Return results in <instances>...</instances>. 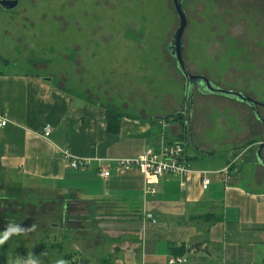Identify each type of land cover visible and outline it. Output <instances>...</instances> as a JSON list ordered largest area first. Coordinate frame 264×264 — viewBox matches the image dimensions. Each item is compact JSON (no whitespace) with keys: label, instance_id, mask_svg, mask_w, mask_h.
<instances>
[{"label":"crops","instance_id":"0c3cea01","mask_svg":"<svg viewBox=\"0 0 264 264\" xmlns=\"http://www.w3.org/2000/svg\"><path fill=\"white\" fill-rule=\"evenodd\" d=\"M1 57L0 116L9 123L0 129V230L11 218L23 220L18 216L25 202L40 200L52 206L46 221L56 226L27 243L36 247L42 241L60 259L72 256L70 263L169 264V258L181 257L185 264H264V165L257 157L264 137L257 113L263 118L264 106L196 88L188 94L192 102L186 101L185 86L184 107L174 112L180 120L165 121L174 113L109 108L65 90L51 76L12 70L18 60ZM195 92L237 108L245 115L244 127L213 118L224 133L214 128L205 136L210 122L196 116ZM108 111L123 116L118 133L107 130ZM46 125L52 128L49 138L42 135ZM175 143L185 146L192 171L185 187L171 174L147 185L138 170H122L115 162ZM62 151L90 164L72 169ZM260 153L264 158V146ZM100 161L109 166V178L99 175ZM227 168L228 179L222 174ZM202 173L211 181L207 190L201 187ZM146 188L154 194L145 195ZM24 234L0 248V264L24 257L18 250L24 243L16 240Z\"/></svg>","mask_w":264,"mask_h":264},{"label":"rangeland","instance_id":"374dc122","mask_svg":"<svg viewBox=\"0 0 264 264\" xmlns=\"http://www.w3.org/2000/svg\"><path fill=\"white\" fill-rule=\"evenodd\" d=\"M182 7L189 73L207 77L217 88L242 91L264 106V0H182ZM178 27L173 0H18L14 9L0 7V55L18 60L12 70L51 76L65 90L109 108H162L169 115L184 107L185 81L169 51ZM195 93L196 116L210 122L205 136L214 128L224 133L213 118L244 127L245 115L237 108ZM262 113L264 118V108ZM37 201L23 204L18 216L23 222L11 218L25 229L16 239L24 243L18 250L23 258L37 255L40 264L56 263L58 253L42 241L36 247L27 243L56 226L46 221L52 206Z\"/></svg>","mask_w":264,"mask_h":264},{"label":"built area","instance_id":"2783aa9c","mask_svg":"<svg viewBox=\"0 0 264 264\" xmlns=\"http://www.w3.org/2000/svg\"><path fill=\"white\" fill-rule=\"evenodd\" d=\"M9 120L6 116H0V129H3ZM52 133L50 125H46L42 129V135L45 138H49ZM63 157L69 162V166L72 169H78L79 167H86L90 164L87 159H78L67 151H62ZM186 149L183 144L175 143L168 144L163 149L156 153L151 149L146 150L141 155L134 158H119L115 162L122 170H138L145 179L147 185L153 183V179H158L165 174L175 175L181 178V186H186V178L192 172L191 168L185 162ZM106 163L100 161L99 175L102 178H109L111 176L110 170L107 169ZM227 168L222 174L228 179ZM210 179L206 177L205 173H202L201 187L203 190H207L210 185ZM154 194V190L146 188L145 195ZM146 219L151 220L152 224H155L152 215L147 214ZM169 264H185L187 260L181 257H171L168 261Z\"/></svg>","mask_w":264,"mask_h":264},{"label":"water","instance_id":"95a60500","mask_svg":"<svg viewBox=\"0 0 264 264\" xmlns=\"http://www.w3.org/2000/svg\"><path fill=\"white\" fill-rule=\"evenodd\" d=\"M174 9L177 13L178 20H179V27L177 28L174 38H173V44L172 48L169 49L170 55L174 58L175 62L178 65V68L180 70V73L183 75L185 79V86H186V101L188 99L192 102V96L189 97V93H194L195 88L198 89V92L201 94L209 93V94H221L228 97L235 98L239 101L245 102L248 105H251L252 107L256 108V106H259L261 104H258L256 101L251 99L250 97L234 91H227L221 88H217L213 86L211 81H209L204 76H196L189 73L184 59H183V36L184 32L187 27V15L182 7V0H173ZM18 0L10 1V0H0V7L6 10H11L17 7ZM45 81H51V79H45ZM262 106V105H261ZM258 119L261 121V123L264 125V119L259 116L257 113ZM187 128L185 130L184 139L187 138ZM186 143V142H185ZM264 146V137L262 140V143L260 147L258 148L257 157L260 164L264 165V158L261 156V149H263Z\"/></svg>","mask_w":264,"mask_h":264},{"label":"clouds","instance_id":"9594fccd","mask_svg":"<svg viewBox=\"0 0 264 264\" xmlns=\"http://www.w3.org/2000/svg\"><path fill=\"white\" fill-rule=\"evenodd\" d=\"M25 229L18 223L9 222L7 225L0 230V248H2L9 240L17 235L22 234ZM13 264H40L39 257L34 254H27L26 258L17 256ZM56 264H66L63 259H58Z\"/></svg>","mask_w":264,"mask_h":264},{"label":"trees","instance_id":"16d2710c","mask_svg":"<svg viewBox=\"0 0 264 264\" xmlns=\"http://www.w3.org/2000/svg\"><path fill=\"white\" fill-rule=\"evenodd\" d=\"M2 59L3 58L0 56V63L2 62ZM0 73H1V71H0ZM122 117H123L122 114L117 113L115 111H108L107 112V121H108L107 130H108L109 133H118L119 132V128H120L121 118ZM180 118H181V115L174 114V115L166 117L164 120L165 121H171V120L179 121ZM177 252H183V251L182 250L181 251L178 250ZM71 259H72V256L65 257L66 264L70 263L69 261ZM77 263L78 264H87L86 262L81 263L80 261H74L73 262V264H77Z\"/></svg>","mask_w":264,"mask_h":264},{"label":"flooded vegetation","instance_id":"af4514ba","mask_svg":"<svg viewBox=\"0 0 264 264\" xmlns=\"http://www.w3.org/2000/svg\"><path fill=\"white\" fill-rule=\"evenodd\" d=\"M10 1H14V0H10Z\"/></svg>","mask_w":264,"mask_h":264}]
</instances>
